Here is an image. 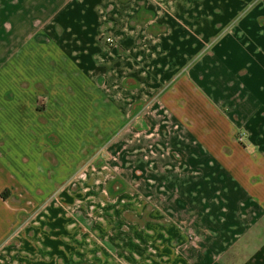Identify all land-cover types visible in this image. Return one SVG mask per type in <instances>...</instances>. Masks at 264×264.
<instances>
[{
    "label": "crops",
    "instance_id": "crops-1",
    "mask_svg": "<svg viewBox=\"0 0 264 264\" xmlns=\"http://www.w3.org/2000/svg\"><path fill=\"white\" fill-rule=\"evenodd\" d=\"M109 35L119 59L111 67L132 71L134 89L149 82L155 98L145 114L138 94L136 111L119 121H133L130 136L143 137L149 159L165 153V169L197 188L181 196L180 218L167 194L137 196L132 223L120 209L107 212L116 235L97 223L91 237L67 228L63 242L55 232L37 264H264V0H0V160L14 163L13 148L3 150L9 139L43 138V113L58 130L75 119L58 98L59 81L28 83L22 59L49 54L57 73L61 61H74L104 77ZM38 89L46 96L31 101ZM101 89V97L112 95L108 84ZM160 136L158 150L152 138ZM13 178L0 166V187ZM56 214L66 222L64 210ZM12 231L0 227V243ZM5 250L0 264H33Z\"/></svg>",
    "mask_w": 264,
    "mask_h": 264
},
{
    "label": "rangeland",
    "instance_id": "rangeland-1",
    "mask_svg": "<svg viewBox=\"0 0 264 264\" xmlns=\"http://www.w3.org/2000/svg\"><path fill=\"white\" fill-rule=\"evenodd\" d=\"M109 37L114 40V44L104 42L109 51L106 55L110 65L107 72L103 73L104 77L100 73L96 75L93 71L77 69L74 61L66 64L61 61V67L65 71L62 73L59 67L57 73V68L52 63L56 59L53 60L49 54L22 59L23 67L28 61L25 76L28 77V83H32L34 77L40 82L43 77L44 82L59 81L58 98L66 105L70 103L69 109L75 119L73 124L61 123L64 126L58 130L52 121H47L50 115L43 113L40 116L44 119V125L40 126L45 132L43 138L20 136L9 139L10 144L4 146L3 150L6 151L9 147L13 148V152L7 154L14 159V163L0 160V166L14 178L11 185L0 187V195L6 190L9 192L6 204H3L0 196V227L12 226L13 231L6 241L0 243V254L9 251L6 248L11 249L10 258L24 256V260L28 258L30 263L37 264L36 256L41 257L40 250L44 247H51V241L56 237L55 232L65 242L64 238L68 237L65 231L75 229L78 234L90 235L89 226L97 223V227L102 226L109 235H116L117 228L114 226L118 224L113 223L107 212L116 213L120 209L124 211V220L132 223L131 212L138 205L134 201L137 196L144 199L149 195L159 197L167 194L173 210H177L181 206V196L195 193L197 187L181 186L179 178L174 175L175 171L165 169V153H156L151 160L150 154L143 153V149L147 147H144L143 137L137 138L134 143L130 136L132 120L119 121L118 116L122 113L131 117L136 111L134 101L139 98L138 94L142 103L141 112L145 114L151 113L149 106L155 98L150 96L149 82L145 84L146 88L134 89L138 82L132 71L126 67H111L113 64L117 65L119 59L112 51L116 40L107 36ZM55 76H59V79L56 80ZM25 77L20 78V74H14L12 80L23 82ZM103 84H108L112 92L109 98L101 97ZM45 94L46 90L38 89L30 91L29 97L33 101L38 96L44 98ZM40 106L42 111L48 109L46 102ZM152 139L155 140L153 144L156 148L161 150L164 145L163 136ZM12 141L14 144H21V147L12 146ZM149 165H153L152 168ZM155 165L158 167L155 168ZM182 204L186 207L193 205L189 202ZM60 209L65 211V223L57 217L56 213ZM8 211L12 213L11 221L3 218ZM177 211L179 213L180 210ZM176 216L180 218V213ZM121 228L123 229L119 227V230ZM96 230L95 233L92 231V237L98 242L97 238L99 245L104 247L99 238L101 235ZM123 230L125 233L131 232V228L127 231L124 227ZM105 240L108 241L109 238Z\"/></svg>",
    "mask_w": 264,
    "mask_h": 264
},
{
    "label": "built area",
    "instance_id": "built-area-1",
    "mask_svg": "<svg viewBox=\"0 0 264 264\" xmlns=\"http://www.w3.org/2000/svg\"><path fill=\"white\" fill-rule=\"evenodd\" d=\"M106 42L108 44H110V45H113L114 44V40L111 37L107 38L106 39ZM243 139H244V136H240L239 141H243Z\"/></svg>",
    "mask_w": 264,
    "mask_h": 264
},
{
    "label": "trees",
    "instance_id": "trees-1",
    "mask_svg": "<svg viewBox=\"0 0 264 264\" xmlns=\"http://www.w3.org/2000/svg\"><path fill=\"white\" fill-rule=\"evenodd\" d=\"M7 194H9V192H8V191H5V192L3 193V195H2V197L5 199Z\"/></svg>",
    "mask_w": 264,
    "mask_h": 264
}]
</instances>
